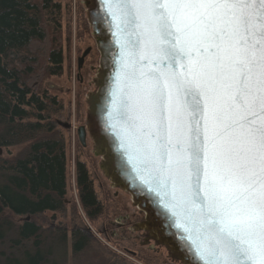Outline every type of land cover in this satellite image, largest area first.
Listing matches in <instances>:
<instances>
[{
  "label": "snow or ice",
  "instance_id": "snow-or-ice-1",
  "mask_svg": "<svg viewBox=\"0 0 264 264\" xmlns=\"http://www.w3.org/2000/svg\"><path fill=\"white\" fill-rule=\"evenodd\" d=\"M105 2L147 37L123 61L129 159L188 221L204 264H264V0ZM146 56L173 70L145 73Z\"/></svg>",
  "mask_w": 264,
  "mask_h": 264
},
{
  "label": "trees",
  "instance_id": "trees-1",
  "mask_svg": "<svg viewBox=\"0 0 264 264\" xmlns=\"http://www.w3.org/2000/svg\"><path fill=\"white\" fill-rule=\"evenodd\" d=\"M58 17L52 0H0V148L23 145L0 159V264L67 259L65 232L45 231L34 221L46 211L61 212L66 193L65 144L52 120L59 104L40 89L41 79L62 70ZM75 174L79 204L93 220L102 205L83 163H75ZM70 247L74 264L94 263L81 260L88 245L76 230Z\"/></svg>",
  "mask_w": 264,
  "mask_h": 264
},
{
  "label": "rangeland",
  "instance_id": "rangeland-1",
  "mask_svg": "<svg viewBox=\"0 0 264 264\" xmlns=\"http://www.w3.org/2000/svg\"><path fill=\"white\" fill-rule=\"evenodd\" d=\"M59 5L58 27L63 52L59 75L46 76L40 89L54 96L59 109L52 115L55 129L64 139L66 157V193L61 212L46 211L34 218L45 231L63 230L68 253L64 264H74L71 255V233L76 230L88 245L81 260L92 264H181L171 259L167 249L144 242L145 231L138 229L144 213L134 206L131 196L115 188L100 169L102 158L96 156L95 145L88 131L85 146L77 138V128L87 126L88 95L97 89L95 79L100 66V52L87 17L85 0H52ZM83 22V24H82ZM89 49L80 69L77 59ZM60 122V124L57 123ZM69 125V128L66 127ZM23 145L0 148V159H8ZM83 163L92 181L95 195L102 205V214L86 218L77 197L75 163ZM141 213V214H140ZM142 219L140 222H138ZM97 254L102 261L95 262Z\"/></svg>",
  "mask_w": 264,
  "mask_h": 264
},
{
  "label": "water",
  "instance_id": "water-1",
  "mask_svg": "<svg viewBox=\"0 0 264 264\" xmlns=\"http://www.w3.org/2000/svg\"><path fill=\"white\" fill-rule=\"evenodd\" d=\"M111 2L115 4L116 0ZM85 5L92 34L100 52V66L95 79L97 89L88 95L87 126L77 128L78 141L85 146L88 131L95 145L94 154L102 158L100 169L105 177L115 188L127 192L134 206L144 213L138 229L147 232L157 245L164 246L174 261L181 264H204L197 251L199 241L196 233L185 230L189 226L188 221L173 215L169 208H165L164 203L168 197L162 200L154 190L155 185L150 186L142 179V176H147L141 170L143 165L138 160L129 159L128 142L125 138L127 121L122 114V105L133 90L129 86L130 69L124 67L123 61L130 59L127 56L129 42L137 39L140 41L137 48L131 49L137 60L145 50L147 37L144 22L140 21L141 26L136 29V34L129 36V28L119 18V14L117 18L113 17L105 0H85ZM88 52L89 49H86L78 57V69ZM140 63L145 65L143 71L149 75L173 70L167 61L161 64L158 58L152 56H146ZM139 67L138 64L137 68ZM175 70L179 71V68ZM139 114L138 111L130 113L132 116ZM66 127L69 128V125L66 124Z\"/></svg>",
  "mask_w": 264,
  "mask_h": 264
},
{
  "label": "flooded vegetation",
  "instance_id": "flooded-vegetation-1",
  "mask_svg": "<svg viewBox=\"0 0 264 264\" xmlns=\"http://www.w3.org/2000/svg\"><path fill=\"white\" fill-rule=\"evenodd\" d=\"M141 214V213H140ZM142 219H140L138 222H140ZM143 234V238H144V242L146 243H150L151 245H149L150 247H153V246H157V247H163V246H160V245H157L153 240H151V238L149 237L148 233L145 232V233H142Z\"/></svg>",
  "mask_w": 264,
  "mask_h": 264
}]
</instances>
